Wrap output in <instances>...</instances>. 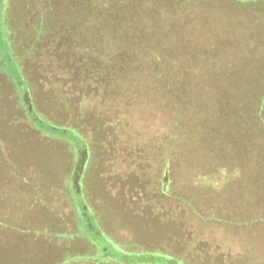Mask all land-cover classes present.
<instances>
[{
	"label": "rangeland",
	"instance_id": "rangeland-1",
	"mask_svg": "<svg viewBox=\"0 0 264 264\" xmlns=\"http://www.w3.org/2000/svg\"><path fill=\"white\" fill-rule=\"evenodd\" d=\"M150 1L161 5L170 2ZM53 2L54 13L49 19L58 24L68 21L69 17L71 22L74 21L73 9L70 13L68 8L71 5L81 7L86 0ZM199 5L200 8L194 10L198 18L191 23L179 15L174 16L168 8L165 19L184 23H178L179 33L175 35L180 40L178 49L185 55L195 54L216 39L220 58L216 66L207 65L204 75L211 82H206L215 89L226 90L222 98L228 94V89L264 90V55L258 52L257 43L251 42L264 40L260 35L263 34L262 26L264 28V0H204ZM3 6L2 2L0 16ZM5 24L9 31V22ZM11 24L12 28L14 23ZM244 25L245 30L239 33L238 27ZM2 29L0 24V31ZM168 35L174 37L172 32ZM239 36L246 38L242 45L235 42ZM5 41L0 39L2 45ZM35 58L34 55L32 59L28 58L29 63L26 61L20 68V85L15 84V76L7 73L6 62H0V264H185L179 258L169 262L164 250L167 249L165 246H175L182 251L179 224L186 227V233H191L185 236L186 242L207 229L210 237L223 243L232 240L240 225V230L246 232L249 216L254 214L252 207L259 208L257 213L263 217L258 234L264 232V165L245 164V153L253 148L254 144L249 143L254 135L234 114L235 110L243 108L236 101L237 93L226 103H220L222 100L217 97L219 107L226 104L223 107L226 114L218 123L213 119H208L209 123L206 121L205 124H216L217 132L213 137L202 141L193 133L171 134L172 147L183 149L186 158L182 156L173 163V157H170V169L165 168L159 176L151 174L148 165L154 164L143 160V153L136 148L132 152H121L115 146L109 148L111 155L120 152L121 158L118 156L116 160L120 158L127 162L124 158L133 156L136 161L133 165L116 163L94 167L95 160L100 164L99 153H106L105 130L94 132L90 128L84 137L77 135L74 129H83L80 125L90 119L84 115L83 122L77 115L76 97L80 86L74 84V88L65 81L55 83L54 71L42 72L33 62ZM211 78L216 83H212ZM24 90L28 91L31 107L42 120L41 126L28 115L23 101ZM107 103L102 107L103 112L109 111ZM84 108L88 109L87 106ZM134 109H137L136 105ZM152 111L158 109L153 107ZM158 112L159 115L155 112L149 116L137 114L134 120L137 124L143 120L146 125L148 122L151 138L157 140L167 129L165 109ZM222 122L227 124L220 125ZM50 126L55 129L49 130ZM221 126L226 129L222 131ZM60 127L64 128L65 134L60 133ZM219 131L227 145L219 140ZM132 136L136 138L137 135ZM260 148L264 150L263 145ZM111 158L115 159V156ZM235 162L241 165H235ZM126 168H132L127 176H118L114 172ZM225 168L235 174H231L224 187L213 191L209 186L207 188L208 180L204 176L211 174V170ZM154 170L156 173L157 169ZM162 178L166 183L163 191L170 195L155 196L153 190L159 193L160 190L154 188V184L158 186V179L161 181ZM135 187L142 194L140 198L146 199L152 208L154 201L159 202V199L169 210L168 199L175 194L174 199L181 203L203 211L211 209L218 214L216 218L205 217L201 222L202 217L198 216L195 221L191 220L193 216L185 213L188 222L184 224L182 220L170 217L167 210L165 214L156 215L149 208L137 211L133 207L138 201L125 194L133 193ZM213 221H217L216 230ZM170 225L174 228H168ZM221 226H225L224 229ZM192 247L200 249L199 245ZM253 248L264 255V237L253 242ZM209 261V264L216 263L215 258Z\"/></svg>",
	"mask_w": 264,
	"mask_h": 264
},
{
	"label": "trees",
	"instance_id": "trees-1",
	"mask_svg": "<svg viewBox=\"0 0 264 264\" xmlns=\"http://www.w3.org/2000/svg\"><path fill=\"white\" fill-rule=\"evenodd\" d=\"M2 2L4 6L0 24L3 29L0 31V39L6 41L5 45L0 42V62H6L7 73L15 76L17 85L22 84L20 68L34 55L36 58L33 62L37 68L42 69V72L54 71L55 83L65 81L69 85L73 84V87L74 84L80 86L77 88L76 97V108L79 107L77 115H80L79 119L83 122L84 115L90 119L80 125L83 129L74 127V130L79 137H84L90 128H93L91 130L94 132H97V129L105 130L103 142L107 145V154L99 153L102 165L116 163L133 165L136 162L133 156L122 157L127 161L122 162L120 152L116 151L111 155L109 148L115 146L121 149V152H132V149L136 148L143 153V160H150L154 164L148 165L151 174L159 176L165 168L170 169V157H173V163L182 156L186 158L183 149L178 146L172 147L171 134L193 133L194 137L206 140L217 132L216 124H205L206 121L213 119L218 123L226 114V108L223 109L226 104L219 107L217 103L220 100L217 97L222 100L220 103H226L232 100L235 93L236 101H239L238 104L243 108L235 110L234 114L249 127V131L252 130L254 135V139L249 143V145L253 143L254 146L245 153V164L264 165V150L260 148L264 146V90L228 89V94H224L222 98L221 95L226 90L213 88L206 82H211L210 79L204 75L207 65L216 66L220 58L216 39H213L206 49L202 47L195 54L185 55L178 49L180 40L178 35L175 36L179 33L180 22L165 19L169 8L174 16L179 15L191 23L193 19L198 18L194 10L199 9V4L204 3V0H170L166 5L151 3L150 0H86L81 7L71 5L68 8L67 11L70 13L73 9L74 21L71 22L69 17L68 21L58 24L49 19V15L54 13L53 0H0V5ZM75 9H78V12ZM112 18L115 19L114 22ZM6 22H9V31ZM11 22L14 23L12 28ZM112 26L117 28L114 29ZM238 29L240 33L242 27ZM169 32H172L174 37H169ZM235 42L242 45L244 39L239 36L238 39L235 38ZM212 83H216L214 78ZM215 90H218L217 93ZM28 91L24 90L23 96L28 115L31 121L41 126L42 120L31 107ZM75 94L74 92L73 96ZM105 102H108L110 107L109 111L103 112ZM135 105L137 109H134ZM153 107L158 111L161 108L166 111L163 116L166 119L168 135L166 136L164 132L161 139L158 135L159 140L151 138L152 131L148 122L146 125L144 120L139 124L134 121L137 114L149 116L151 112H155L159 115L160 112L152 111ZM225 124L227 123L222 122L220 125ZM49 128L51 131L55 129L53 126ZM221 129L223 131L226 127L221 126ZM59 131L62 135L66 133L63 127H60ZM218 133L219 140H223L220 131ZM132 134L137 135L136 138ZM223 142L226 144L225 140ZM166 149L168 151L164 152ZM114 156L115 159H112ZM118 156L120 158L116 160ZM142 162L144 164V161ZM235 165L241 164L235 162ZM154 168L157 169L156 173ZM131 170L132 168H126L114 172L124 177ZM211 172L204 177L208 180L207 188L209 186L212 191L214 188L218 190L224 187L231 174H235V171L227 168ZM212 176L217 178L212 179ZM158 181V186L154 184V188L160 190V193L154 189V195H170L169 192L163 191L166 188L164 179ZM167 184H170L168 179ZM136 189L137 187L133 193L125 194L142 196ZM174 195L171 194V200L168 199L170 201L168 207L171 210H167L166 205L162 208L156 201L153 208L147 203L144 207L140 197L138 206L140 209L149 208L155 215L165 214L167 210L170 217L178 218L184 224L188 222L185 213L189 214V217L193 216L191 220L195 221L198 216L202 217L201 222L205 217L216 218L218 214L211 209L203 211L202 208L181 203L174 199ZM252 209L254 214L249 216L246 223L249 228L246 232L240 230V225L232 240H222L223 243L210 237L207 229L197 238H191V241L186 242L185 236L191 233H186V227L179 224L182 251H178L175 246H172L173 248L165 246L169 262L179 258L185 264H199L198 261L200 264H209V259L215 258V264L227 262L264 264V255L253 248V242L264 237V232L258 234L263 217L257 213L259 208ZM213 227L216 230L217 221H213ZM221 227L224 229L225 226ZM168 228L174 226L170 225ZM195 245H199L200 249L192 247Z\"/></svg>",
	"mask_w": 264,
	"mask_h": 264
},
{
	"label": "crops",
	"instance_id": "crops-1",
	"mask_svg": "<svg viewBox=\"0 0 264 264\" xmlns=\"http://www.w3.org/2000/svg\"><path fill=\"white\" fill-rule=\"evenodd\" d=\"M253 15V14H252ZM254 19H256V16H254ZM253 19V20H254ZM262 26V25H261ZM242 30H245V25L242 27ZM261 30H262V33L263 34H260L261 35V37L263 38V36H264V28H263V26H262V28H261ZM256 37V36H255ZM244 39H246V38H244ZM246 41H248V40H246ZM251 42L255 45V43H257L255 46L258 48V52H260L261 51V55H264V40L263 39H257L256 41H254V40H251ZM251 48H254V46H252ZM250 48V49H251ZM260 49V50H259ZM260 54V53H259ZM96 161V163H95V165H94V167H96V165H102L101 163L100 164H97V162H98V160H95ZM131 176L133 175V174H130ZM128 197H131L132 199H133V201H138L137 203H135V205H134V207H133V209L135 208L137 211H138V209H139V206H138V204H139V197L140 196H138V195H136V196H130V195H127ZM156 196V195H155ZM161 196H163V195H161ZM141 201H142V203H144V207H146V204L145 203H147L148 204V201L146 200V199H141ZM144 201V202H143ZM157 201H159V202H161L162 204H160L159 202H157L160 206L162 205V208H164V206L163 205H166V203H164V202H162V201H160L159 199L157 200ZM143 207V208H144ZM142 208V209H143ZM125 232H127V231H125Z\"/></svg>",
	"mask_w": 264,
	"mask_h": 264
}]
</instances>
